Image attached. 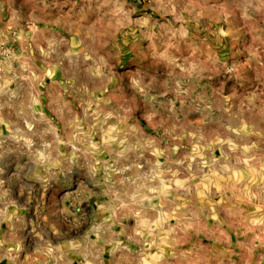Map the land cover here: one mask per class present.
I'll list each match as a JSON object with an SVG mask.
<instances>
[{"label":"rangeland","instance_id":"rangeland-1","mask_svg":"<svg viewBox=\"0 0 264 264\" xmlns=\"http://www.w3.org/2000/svg\"><path fill=\"white\" fill-rule=\"evenodd\" d=\"M7 264H264V0H0Z\"/></svg>","mask_w":264,"mask_h":264},{"label":"crops","instance_id":"crops-1","mask_svg":"<svg viewBox=\"0 0 264 264\" xmlns=\"http://www.w3.org/2000/svg\"><path fill=\"white\" fill-rule=\"evenodd\" d=\"M10 210H8L7 207L0 208V264H7V260H4L6 257V254L10 250L12 245H10L8 240V233L11 232V230L14 228L12 221L10 220V217H14Z\"/></svg>","mask_w":264,"mask_h":264}]
</instances>
